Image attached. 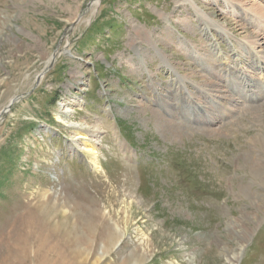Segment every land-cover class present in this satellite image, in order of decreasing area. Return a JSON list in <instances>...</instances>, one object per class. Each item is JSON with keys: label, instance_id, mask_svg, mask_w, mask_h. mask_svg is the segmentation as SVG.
Returning a JSON list of instances; mask_svg holds the SVG:
<instances>
[{"label": "rangeland", "instance_id": "obj_1", "mask_svg": "<svg viewBox=\"0 0 264 264\" xmlns=\"http://www.w3.org/2000/svg\"><path fill=\"white\" fill-rule=\"evenodd\" d=\"M262 51L264 0H0V264H264Z\"/></svg>", "mask_w": 264, "mask_h": 264}, {"label": "bare ground", "instance_id": "obj_2", "mask_svg": "<svg viewBox=\"0 0 264 264\" xmlns=\"http://www.w3.org/2000/svg\"><path fill=\"white\" fill-rule=\"evenodd\" d=\"M94 3L95 4H97V1H94ZM197 12V11H196ZM207 18V17H206ZM207 22H206V28L207 29H214L218 34H225V31H224V29H222L221 27H219L215 22H213V21H209V20H206ZM244 58V57H243ZM252 58L253 57H250V59H251V61H252ZM246 59V58H245ZM254 60V59H253ZM202 61H203V65H204V67H202V70L203 71H205V72H207V73H209V74H211L213 77H214V83L212 84V86H211V88H209L210 90V92L209 93H206V94H210L211 96L212 95H215V93H219V91H221V90H219V86L220 85H222L221 83V78H217L214 74H216L215 72H214V70L213 69H210V65H207L206 64V59H202ZM255 61L257 62V64L258 63H260V64H262V63H264V51H262L261 52V55H258V56H256V58H255ZM145 63V62H144ZM260 64H258L257 65V67L259 66V68H261L262 67V71H264V65L263 66H261ZM220 65H222V64H220ZM224 66H225V64H224ZM227 66H229L230 68H228ZM227 66H225V68H223V67H220L221 69H224L223 70V73H224V75H222L223 77H224V80H226V77H228V78H230V76L232 75L233 77H238V76H236V73H238L239 74V72H240V69H238V68H240L239 66H237V67H235V66H231V65H227ZM220 69V70H221ZM247 76V75H246ZM222 77V78H223ZM238 78H240V77H238ZM231 80V79H230ZM233 80V79H232ZM237 80V79H236ZM238 83H241V84H243V85H245L246 87L247 86H254V85H256V84H254L255 82L253 81V79H251V81H248L247 79H244V78H240L239 79V81H238ZM203 94V93H202ZM201 97L203 96V95H200ZM253 96V95H252ZM218 97H220V99L221 100H224V102L226 103V105H227V107H229V106H234V99H232L231 97H229V95H225L224 97L223 96H218ZM191 99V98H190ZM204 100H206V99H204ZM192 102H193V100L190 102L191 104V106L195 109V111H197V113L199 114V115H202V114H204L206 117H207V119L206 120H208V121H213L214 119H215V115L211 112V110H209L210 108H209V106L208 105H206L205 106V104H204V102L203 103H193L192 104ZM216 103L217 104H221V102L220 101H216ZM68 111H71V110H69V108H66L65 110H64V112H68ZM202 111H204L205 113H203ZM200 119H201V117H199ZM205 117L202 115V119H204ZM206 120H205V122H206ZM79 137H84L82 134H79L78 135V138ZM91 151V150H90ZM95 166H97L96 164H95ZM87 191V190H86ZM33 217H31L30 218V221H29V218L28 219H26V229H28L29 230V227H31L32 226V221H33V219H32ZM28 227V228H27ZM33 229V228H32ZM39 231H41L39 228H38V231H37V234L39 233ZM31 234V233H30ZM35 235V234H34ZM26 238V237H25ZM27 238H28V236H27ZM25 241H26V239H24ZM27 240H29V238L27 239ZM27 242V241H26ZM31 242V243H30ZM29 243L31 244V245H36V244H38L39 245V243H36L34 240H31ZM41 243V242H40ZM25 245V244H24ZM29 245V244H28ZM35 247V246H34ZM46 250H47V248H46ZM97 260V259H96Z\"/></svg>", "mask_w": 264, "mask_h": 264}]
</instances>
